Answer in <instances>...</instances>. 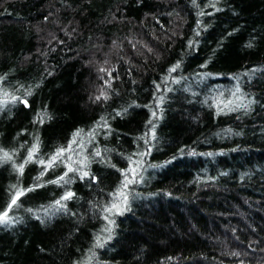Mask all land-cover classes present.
<instances>
[{"label": "trees", "instance_id": "1", "mask_svg": "<svg viewBox=\"0 0 264 264\" xmlns=\"http://www.w3.org/2000/svg\"><path fill=\"white\" fill-rule=\"evenodd\" d=\"M0 77V264H264V0H0Z\"/></svg>", "mask_w": 264, "mask_h": 264}, {"label": "snow or ice", "instance_id": "2", "mask_svg": "<svg viewBox=\"0 0 264 264\" xmlns=\"http://www.w3.org/2000/svg\"><path fill=\"white\" fill-rule=\"evenodd\" d=\"M212 7H215V4L211 5ZM217 11H219V9H217ZM201 15H203V13H201ZM252 45L249 44L248 47H251ZM180 64L177 63L175 66H173L171 69H169V72H176L177 69H179ZM206 67V65H205ZM103 71V69H102ZM211 75V74H208ZM3 77H0V80H2ZM176 83H179V81H175ZM239 92V89L236 90V92H233L231 95L233 97H235V102L233 99H229L227 101H218L217 107H220V105L222 104V107H220V111H224V109H227L228 111H237L241 108L247 110L249 105L251 103H253V101H248L247 103H243V97L242 96H237V93ZM28 95H31V92H28ZM103 95L104 99H108V97L106 95ZM5 96H7V93H5ZM20 99L19 97H12V102L15 103L16 100ZM97 100L101 99L100 96L96 97ZM161 100L163 99V97L160 98ZM21 102H23L25 105H27V100L24 99ZM7 101H0V105L2 104H6ZM46 115V113L44 114ZM152 115L155 117L156 113L153 112ZM43 120V116L41 117V121ZM105 126L107 125V121L104 122ZM152 121H149V124H151ZM154 128L155 125H153V129L151 130V136L154 139L155 138V132H154ZM81 133L80 131H78L77 133L74 134V138H73V143L76 142L75 137L79 136ZM89 135H91V133H89ZM141 139H143V137H141ZM146 143L148 142L147 140L145 141ZM71 149V145L68 146V148H61L59 150H57V152L50 157L46 167L47 168H51L53 166V164L59 159L61 163H63V156L65 154V152H70ZM2 151V150H0ZM38 151V145L37 146H33V148L29 151L28 156L26 158V160L17 167V171L20 175L23 174L24 172V165L32 162L33 161V157L34 154L37 153ZM147 154V153H146ZM95 155L99 156L101 155L100 151L97 150ZM0 160L4 161V162H8L12 160V155H10L8 152L4 151L2 152V155H0ZM130 164L132 165H136V167H130L126 170H120L122 172V175L124 176V181L121 184V187L117 189V191L115 193H113L112 195L115 197L114 201L105 208V211L108 213H113V211L115 210L116 214H121L123 209L121 208V203H123L126 207L127 205V200H128V195L127 193L124 191V189H127L128 186L130 184L133 183H138L139 181L134 179L135 175H136V168L140 166V161H136V160H132L131 158H129ZM36 163H39L41 165L44 164L43 160L37 159ZM82 163V162H81ZM75 171H79V169H74L72 168L70 165L67 166V171L64 173V175H62L61 177H59V179L54 180V181H50L51 183H55V184H60L61 181H63L64 183H71V180H65V177L68 175L69 172H75ZM43 175V173H42ZM83 176H88V172H83L82 174ZM133 177V178H130ZM39 179V177H38ZM39 186H43V185H39ZM12 189L14 191H12L11 194V199L10 202L6 205V207L0 211V224H4V225H10L11 223L14 222H18L17 218L10 216L9 213H11L14 209H18L20 207V199L21 197L25 196L28 192H31L34 190L33 187H29L27 189H24L22 187H18L17 185H13ZM75 194L72 193L71 191L67 192L64 196L61 197V199L55 201V206H59L56 208L57 211H59L60 209H66V204H63L61 201H67L69 199H71ZM54 207V206H53ZM28 211H31V209H28ZM40 217H37V219H39ZM46 219L48 218L47 215L45 217ZM106 220L108 219L107 216L104 217ZM109 223H114L113 221H109ZM107 231H111V229H106ZM95 247H103V244L100 242V238L97 237V242ZM95 256V253H92V256H90L88 258L87 261L84 262V264H90L91 259Z\"/></svg>", "mask_w": 264, "mask_h": 264}, {"label": "rangeland", "instance_id": "3", "mask_svg": "<svg viewBox=\"0 0 264 264\" xmlns=\"http://www.w3.org/2000/svg\"><path fill=\"white\" fill-rule=\"evenodd\" d=\"M68 159H70L69 161L67 160L66 161V163H65V166H71L72 168H74V169H79L80 168V163L78 162V160H82V159H76V155H74V156H72V158H71V155H68V157H67ZM133 167H136V165H132ZM66 170H67V167H66ZM136 171H137V168H136ZM64 172H65V170H64ZM75 172H77L78 173V171H75ZM130 178H133V177H131L130 176ZM114 199H115V197H113V199H112V202L114 201ZM121 208L123 209V203H121ZM105 213H108V212H105ZM116 212H115V210L113 211V213H108V215H105V216H107L108 217V220L107 221H110V219H109V216L111 215V214H115ZM105 231L106 230H104L103 231V233L102 234H104L105 233ZM103 238V237H102ZM102 238H100V239H102Z\"/></svg>", "mask_w": 264, "mask_h": 264}]
</instances>
